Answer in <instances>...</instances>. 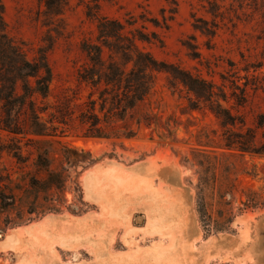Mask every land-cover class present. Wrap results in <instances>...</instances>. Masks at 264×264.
Listing matches in <instances>:
<instances>
[{
	"label": "rangeland",
	"instance_id": "1",
	"mask_svg": "<svg viewBox=\"0 0 264 264\" xmlns=\"http://www.w3.org/2000/svg\"><path fill=\"white\" fill-rule=\"evenodd\" d=\"M0 2L6 34L20 44L27 59L32 60L39 49L46 53L52 72L51 96L47 102L58 106L63 97H68L74 104H79L85 97V91L75 82L76 70L84 62L79 45L83 39L95 37L94 24L85 17L83 6L77 0H69L62 15L48 18L37 0ZM208 2L220 6V17L213 18L207 13ZM101 13L121 21L132 16L136 28L155 33L162 41V47L145 43L139 46L158 61L178 65L193 74L199 73L217 85H223L227 93L239 95V90H234L232 84L240 89L246 84V105L232 111L244 120L246 126L250 127L258 114L264 116V0H104ZM193 18L207 21L209 27L216 26L215 35L204 36L194 30ZM153 22H158V27ZM196 24L200 25L199 22ZM185 44L195 46L196 50H188ZM166 85L167 76L158 74L152 96L164 119L170 115L179 118L180 125L166 139H159L157 133L150 134L148 130H142L137 138L123 141L121 145L111 141L77 139L71 135L60 139L65 145L89 152L98 162L83 171L78 168L77 172L81 173L77 180L73 173L70 174L64 194L65 205L59 214L49 213L41 217L36 213L28 214L39 212L45 206L41 202L44 200L42 196H35L37 199L33 200L34 194L29 193L27 184L30 177L42 180L43 173L35 168V155L25 147V139L16 137V143L0 134V145L8 144L12 149L17 146L21 158L16 161L11 154L0 152V191L12 202L5 211L0 210V229L4 230L0 232V264H22L29 255L39 258L36 264H93L96 257L92 249L96 242L102 243L107 253L117 260L132 255V264H143V255L153 247L168 250L171 257L186 264H252L245 251L251 241H242L244 227L240 220L249 214L256 217L261 210L238 215V209L246 201L243 193L249 186L257 193L253 199L264 201V158L245 156L243 164L235 163L233 169L236 173L251 172L256 176L254 179L241 176L238 184L234 181L235 175L224 176L227 164L217 156L204 155L201 162L207 167L209 180L199 183L197 167L182 165L181 161L183 157L191 160L190 148L195 144L193 135L197 130L208 125L207 132L216 130L220 133L219 128L210 114L181 115L188 105L184 94L172 95ZM187 119H194L195 124L188 132L184 129ZM174 124L173 119L171 126ZM166 160L177 165L179 186H172L161 176L167 167H159ZM59 165V157L54 155L53 169ZM138 165L145 167L141 171L134 170ZM114 168L133 174L137 180H144L142 192L113 196L112 208L104 212L97 191L90 196L86 185L95 173ZM227 189L232 193V199L224 198V204L218 194L228 192ZM185 195H188L189 202H185ZM78 196L84 204V213L72 215L66 208L77 204ZM197 209L204 212L210 223L218 220L219 212L238 216L228 231L206 234L198 221ZM47 217L54 219L53 224L59 230L72 236L70 240L73 242L65 247L53 243L48 251L31 250L26 243L21 252L2 248L13 229H27ZM73 218L86 219V222L78 226ZM159 218L170 227L165 235L149 233L148 223ZM184 219L188 223L190 219L194 221L195 231L189 237L186 230L181 234L178 231ZM16 222L22 224L10 227ZM249 230L251 238V224ZM225 239L235 244H227ZM238 250L245 252L236 258L234 253ZM224 256L230 259L224 260Z\"/></svg>",
	"mask_w": 264,
	"mask_h": 264
},
{
	"label": "trees",
	"instance_id": "2",
	"mask_svg": "<svg viewBox=\"0 0 264 264\" xmlns=\"http://www.w3.org/2000/svg\"><path fill=\"white\" fill-rule=\"evenodd\" d=\"M103 1L77 0L84 8L85 17L95 27L94 39H83L79 45L84 62L76 70L75 82L79 89L85 91V97L79 104L63 97L58 106L47 102L51 96L52 72L45 51L39 49L32 60L27 59L20 44L6 34L0 2V134H5L16 143V137L25 139V147L35 155V168L43 173L42 180L30 177L27 184L29 193L34 194L33 200L40 195L45 206L39 212L28 214L36 213L37 217H41L63 212L70 174L73 173L77 180L81 171L98 162L89 152L65 145L60 139L71 135L77 139L111 141L121 145L123 141L137 138L142 130L157 133L159 139L174 134L180 125L179 118L170 115L164 119L152 101L158 74L167 76L166 88L172 95L184 94L188 105L181 115L194 112L202 116L210 114L220 131L207 132L208 125L197 130L193 135L195 144L190 148L192 158L183 157L181 164L197 167L199 183H206L209 177L207 167L201 162L202 157L217 156L227 164L224 172L227 178L235 175L234 181L238 184L241 176L254 179L256 176L251 172L236 173L233 169L236 164L244 163L245 156L264 158V116L258 114L248 127L232 112L246 105V84L241 89L232 84L234 90H239V95L227 93L223 85H217L199 73L193 74L178 65L158 61L139 46L145 43L162 47L158 36L136 28V20L132 16L123 21L105 17L101 13ZM37 2L44 7V15L51 18L62 15L69 0ZM207 13L213 18L220 17V6L208 2ZM193 19L194 30L204 36L215 35L216 26L209 27L207 21ZM198 22L200 25L196 24ZM153 25L158 27V22H153ZM185 47L196 50L195 46L185 44ZM173 119L175 124L171 126ZM193 120H186L185 131L195 126ZM7 145L1 144L0 152L5 151L20 161L17 146L12 149ZM54 155L59 157L57 169L52 167ZM78 168L81 171L77 172ZM248 188L243 193L246 201L238 209V215L264 209V201L254 200L257 193L250 186ZM77 191L80 192L79 189ZM227 191L218 194L223 203L224 198L232 199V193ZM11 205L9 198L0 191V210L5 211ZM83 206L78 196L77 204L68 206L66 210L72 215H81L84 213ZM196 212L206 234L228 231L238 216L231 212H219L218 220L210 223L204 212L199 209ZM19 224L22 223H12L10 227Z\"/></svg>",
	"mask_w": 264,
	"mask_h": 264
},
{
	"label": "bare ground",
	"instance_id": "3",
	"mask_svg": "<svg viewBox=\"0 0 264 264\" xmlns=\"http://www.w3.org/2000/svg\"><path fill=\"white\" fill-rule=\"evenodd\" d=\"M163 167H167L165 169H169V172L171 170L176 171V178L180 185L179 174L176 168L177 165L173 161L166 160L163 161V166H160L159 168L161 169ZM98 179L99 183L97 182ZM89 180L90 182L88 185H86V189L88 190L90 196H92L97 191L98 199L104 212L105 210L106 212L109 211L108 209L110 207L112 208L110 204L113 196H123L126 194L133 195L142 192V182L144 181L137 180L133 174L123 173L116 168L97 172ZM183 198L185 202H187L188 195L183 196ZM254 217L255 215L249 214L240 220L244 227L243 231H241L242 241L244 243L249 240L251 241L249 225H252L254 222ZM73 220H75L76 225L78 226L83 225L86 222V219L82 218H73ZM53 223L54 219H48L47 217L44 219V221L33 224L27 229H13L11 233L5 238V246L3 245L2 248H10L14 252H21L23 249V244L26 243L29 245L31 250L48 251L51 250L50 246L53 243H57L60 246L65 247L67 244L69 245L71 242H73L70 240L72 236L63 233V231L59 230L58 227L54 226ZM167 226L169 225H167V223H165V221H163L161 218L153 219L148 223V229L150 231L149 233L165 235V233L169 231L168 229H170V227ZM194 226V221L192 219L189 220V223L187 219H184L181 221V226L179 227L180 229L178 231L181 234V232H185L186 230V236L189 237L195 231ZM92 252L96 257L93 264H132L130 262V260L133 258L130 257L132 255H128V257H125L123 260H117L107 253L106 247L100 242L98 244L97 242L96 244L94 243ZM136 252L138 251L136 250ZM247 256L249 261L252 262V258L249 255ZM142 259L143 264H186L185 261L182 262L180 260H175L174 257L169 255L168 250H161L159 247H153L150 249V252L144 254ZM223 259L229 260L230 258L228 256H224ZM234 261L237 262L235 259ZM36 262H39V258L29 255V259L26 258L22 264H36Z\"/></svg>",
	"mask_w": 264,
	"mask_h": 264
},
{
	"label": "water",
	"instance_id": "4",
	"mask_svg": "<svg viewBox=\"0 0 264 264\" xmlns=\"http://www.w3.org/2000/svg\"><path fill=\"white\" fill-rule=\"evenodd\" d=\"M144 165L135 166L133 169L136 171L143 170ZM175 175V177H174ZM161 176L171 184L172 186H179V182L176 178V171L169 169H164L161 172ZM189 202V198L187 199ZM252 237L251 242L247 245L245 251L247 255L252 258V264H264V209L258 211L256 217H254V222L252 223ZM227 244L234 245L235 242L230 239H225ZM245 251H237L234 253V257L239 258Z\"/></svg>",
	"mask_w": 264,
	"mask_h": 264
}]
</instances>
